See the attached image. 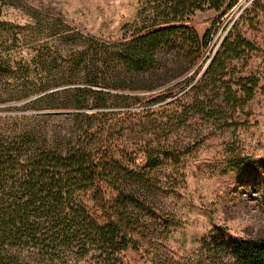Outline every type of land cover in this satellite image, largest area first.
Instances as JSON below:
<instances>
[{"label":"rangeland","instance_id":"1","mask_svg":"<svg viewBox=\"0 0 264 264\" xmlns=\"http://www.w3.org/2000/svg\"><path fill=\"white\" fill-rule=\"evenodd\" d=\"M158 6L159 0H0V131L39 127L64 134L73 128L72 114H95L83 120L92 137L103 138L124 167L140 170L154 130L160 139L167 134L156 129L161 105L148 102L196 68V79L202 77L232 29L230 41L240 37L248 47L232 61L228 76L255 79L253 99L227 124L212 128L194 119L169 131V145L184 148L187 155L179 168L152 175L177 192L143 191L162 217L140 216L145 237L137 238L136 251L119 255L121 264H211V239L225 244L264 236V203L245 185L257 176L236 174L227 164L236 156L264 160V0H239L225 15L204 7L171 24H163L159 10L155 17ZM154 21L157 29L183 27L199 40L207 35V48L188 60L174 58L162 70L120 72L111 74L106 86L87 85L89 72L76 58L79 53L146 34L155 29ZM192 60L190 69L169 82ZM86 88L109 94L105 109L94 97L81 101ZM81 104L85 108L76 110ZM81 199L99 220L101 212L89 196Z\"/></svg>","mask_w":264,"mask_h":264},{"label":"trees","instance_id":"2","mask_svg":"<svg viewBox=\"0 0 264 264\" xmlns=\"http://www.w3.org/2000/svg\"><path fill=\"white\" fill-rule=\"evenodd\" d=\"M159 1L155 17L159 10L163 24H171L204 7L225 15L239 0ZM153 25V31L136 34L131 40L95 45L79 53L76 58L88 68L87 85L106 86L107 78L120 72L162 70L174 58L188 60L207 48V35L199 40L183 27L157 29L156 21ZM231 32L202 77L196 79V68L190 77L148 102L149 106L161 105L156 129L167 130V134L160 139L154 130L149 138L152 147L140 170L124 167L103 138L92 137L83 120L95 114H72L73 128L64 134L39 127L0 131V264H121L119 255L137 250V238L145 237L140 216L162 217L143 191L175 194V187L161 185L152 174L166 167L179 168L187 155L184 148L169 145V131H179L194 119L212 128L216 123L227 124L253 99L255 79L234 81L228 76L234 71L232 61H239L248 47L240 37L231 42ZM194 62L169 82L181 77ZM226 76L229 79L224 81ZM82 94V102L94 97L102 102L99 109L106 108L108 93L86 88ZM83 104L76 110L85 108ZM227 164L236 174L257 176L245 185L264 203V160L236 156ZM82 195H88L101 212L99 220L86 211ZM211 242V264H264V236L229 239L225 244L216 239Z\"/></svg>","mask_w":264,"mask_h":264}]
</instances>
